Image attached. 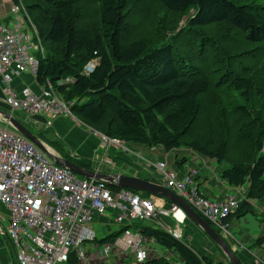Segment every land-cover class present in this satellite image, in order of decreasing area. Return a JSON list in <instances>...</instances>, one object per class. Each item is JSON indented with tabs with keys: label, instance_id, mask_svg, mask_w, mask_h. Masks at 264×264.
Segmentation results:
<instances>
[{
	"label": "trees",
	"instance_id": "trees-1",
	"mask_svg": "<svg viewBox=\"0 0 264 264\" xmlns=\"http://www.w3.org/2000/svg\"><path fill=\"white\" fill-rule=\"evenodd\" d=\"M145 1L22 0L46 51L36 83H50L100 135L166 152L184 148L221 165L228 186L248 184L224 220L229 226L264 196V7L256 0H152L161 13L148 14L140 8ZM129 229L171 254L141 264H216L149 224ZM263 243L260 236L256 244Z\"/></svg>",
	"mask_w": 264,
	"mask_h": 264
},
{
	"label": "built area",
	"instance_id": "built-area-1",
	"mask_svg": "<svg viewBox=\"0 0 264 264\" xmlns=\"http://www.w3.org/2000/svg\"><path fill=\"white\" fill-rule=\"evenodd\" d=\"M9 14L10 25L0 26L3 103L12 111L30 115L70 113L73 103L67 104L50 83L41 87L39 94L28 88L19 93L12 89L15 77L36 76L35 54L44 57V50L22 0H12ZM94 66L95 61L89 62L84 74H90ZM71 82L68 78L59 80L56 86ZM99 139L105 151L113 147L128 153L122 141L103 135ZM154 168L165 189L183 200L223 239L233 242L224 220L238 209L237 196L244 199L242 187L233 188L235 194H228L224 200L212 202L198 190L196 170L178 177L166 170L165 163ZM154 200L125 189L112 191L103 182L80 179L54 165L21 135L0 126V208L7 214V226L2 231L11 242L16 264H67L70 257L77 264H124L129 258L135 264L144 263L151 257L154 243L129 227L134 223L149 224L182 242L186 220L176 205L170 203L163 208ZM106 214H112V223L123 231L113 242L99 244L92 224L95 216ZM157 254L156 257L165 255Z\"/></svg>",
	"mask_w": 264,
	"mask_h": 264
},
{
	"label": "crops",
	"instance_id": "crops-1",
	"mask_svg": "<svg viewBox=\"0 0 264 264\" xmlns=\"http://www.w3.org/2000/svg\"><path fill=\"white\" fill-rule=\"evenodd\" d=\"M12 4V0H0V26H8L11 23V16L9 10ZM32 23V22H31ZM33 25V24H32ZM34 26V25H33ZM35 28V27H34ZM43 47V45H42ZM44 50V48H43ZM45 55V52H44ZM12 89L19 93L22 89L28 88L33 93L39 94L41 86L36 83L35 76L30 74H23L19 77H15L11 84ZM4 87L0 84V109L11 113L31 134H33L41 143H43L51 152L57 156L63 158L68 157L72 160V163H82L77 166L84 168L88 171H92L101 175H124L128 177H135L143 179L154 184H160L161 176L155 170L154 166L158 163H165L167 171L173 172L178 177L187 174L190 170H196L197 176L195 178V184L200 193L209 201L219 202L225 199L230 194V186L221 180L217 175V170L214 169V176L211 179L203 172V166L209 167V163L202 162L199 157L187 150V154L191 155V158L196 161L197 167L188 166L186 171H183L182 166H178L179 171H173L170 167V159L173 154L172 151L166 152L161 147H146L149 148L146 152L154 153L156 161H149L147 157L141 154V145L128 146V153L122 152L119 149L109 147L106 151L100 146V139L97 132L90 129L84 123H82L76 116L70 113H61L56 116H50L48 114L30 115L26 112L12 111L3 103ZM49 123V124H48ZM1 127H6L3 122L0 121ZM8 130H11L7 127ZM12 131V130H11ZM52 143H57L58 148H53ZM127 146V145H126ZM176 157V156H175ZM189 160L184 158L183 164ZM151 162V163H150ZM177 162V159H176ZM177 164V163H176ZM181 168V169H180ZM220 175L222 166L220 165ZM83 179L81 177H78ZM143 194V193H140ZM145 194V193H144ZM246 193L244 194L245 198ZM148 196L154 197V201L157 205L168 208L170 202H167L157 196L148 194ZM238 198V196H237ZM252 207V204H250ZM263 217H264V212ZM109 221L112 222V214H106ZM169 223V221H165ZM169 225V224H167ZM231 221L229 222V226ZM7 226V214L0 208V229L4 230ZM105 227L108 229L109 234L113 233L109 230V225ZM184 227V226H183ZM0 231V264H16V258L14 250L11 246V242L4 231ZM121 231V230H120ZM118 233V232H117ZM260 234V233H259ZM221 236V235H220ZM261 236L258 235L255 240ZM222 238V236H221ZM223 239V238H222ZM224 240V239H223ZM254 240V241H255ZM225 241V240H224ZM232 242V241H231ZM239 242V241H238ZM154 243V242H153ZM227 243V242H226ZM235 243V241H233ZM241 244L235 252L236 256H240L241 264H264V262H257L253 258L249 257V253L245 250ZM153 251L157 253H165L155 243L153 245ZM203 256V255H202ZM238 258V257H237ZM239 260V259H238ZM240 261V260H239ZM69 264V263H67Z\"/></svg>",
	"mask_w": 264,
	"mask_h": 264
},
{
	"label": "rangeland",
	"instance_id": "rangeland-1",
	"mask_svg": "<svg viewBox=\"0 0 264 264\" xmlns=\"http://www.w3.org/2000/svg\"><path fill=\"white\" fill-rule=\"evenodd\" d=\"M256 1L259 5L264 7V0H256ZM145 2H147V0ZM145 2L143 4H145ZM156 7H157L156 4L151 0L150 2H147L144 6H141L140 8H141V11H143L144 13L146 12L148 14H153V12L158 13V9L161 13L160 8L157 9ZM190 14H192V12H190ZM180 25L181 24H179L178 28L180 27ZM43 48H44V52L46 53L45 46H43ZM35 57L37 58V60L40 59L39 54H35ZM128 146H129L128 143L124 144V147H126L127 149H128ZM148 149L149 148L141 147L140 149L141 154L147 157V159H149V161L151 162L156 161L154 153L149 152L148 153L149 155H146V152ZM172 152L173 154L171 155L172 157L170 159V167L173 168L172 169L173 171L175 172L179 171V168L177 166L178 163H181L184 158L187 159V156H189V160L185 162V164L181 163V166H182L181 168L184 167L183 171H186L188 166L197 167L196 161L191 158V155L187 154L186 149L181 148L178 150H173ZM176 159H177V162H176ZM199 160H201L200 163L202 162V160L203 162L209 163L210 168H207V166L205 165L203 166L202 164L203 172L206 173L208 177L213 179L212 177L214 175L212 173H214L213 172L214 169L217 170L218 172L217 175H219L220 177L219 171L221 168L218 163H216L214 160L204 159L201 157H199ZM242 188L245 190V193H246L248 190V184L242 186ZM230 189L231 190L229 193L235 194V191L233 190V188L230 187ZM238 200L240 204V202L242 201L241 196H238ZM250 204H252L251 212L244 215L243 217L239 219L232 218L231 225L227 228L230 236L232 237V240L235 241V243L231 242L228 239H224V240L225 242H227V245L232 250H237L241 244L247 245V246L242 245V247H244L245 250L248 251L250 255L249 257L253 258L257 262H264V243L261 246H258L255 240L257 236L260 234L261 236H264V217L262 213L264 212V196L261 199L250 201ZM107 221H109V219L108 217H106V215L95 216V220L92 224V229L94 230L97 239H103L105 236L109 235L108 229L105 227L106 224L109 225V230L114 233H117L122 229L121 226L115 225L112 222L110 223ZM182 231H183L182 243L188 248H190L192 251H194L198 256L205 255L216 264H228L227 260L225 259L223 254L218 250V248H216L215 245L187 218L184 222V227ZM160 254L161 252L158 253L157 255H160ZM155 256H156L155 251H153L152 249V254L150 258L155 257ZM164 256H167V255L165 254ZM236 257H238L240 262L242 261L240 256H236ZM110 264H114V263L111 261ZM124 264H135V263L132 261L131 258H129L125 260Z\"/></svg>",
	"mask_w": 264,
	"mask_h": 264
},
{
	"label": "water",
	"instance_id": "water-1",
	"mask_svg": "<svg viewBox=\"0 0 264 264\" xmlns=\"http://www.w3.org/2000/svg\"><path fill=\"white\" fill-rule=\"evenodd\" d=\"M0 121L10 128L13 132L24 137L36 149L43 153L54 165L66 169L77 177L83 179L103 182L108 187L120 189L135 190L140 193H146L157 196L171 204L176 205L185 214L186 218L193 223L223 254L228 264H241L235 253L227 243L217 234L211 226L200 218L183 200L176 196L170 190L165 189L161 184L124 175H101L77 166L69 160L61 158L51 152L43 143H41L33 134H31L21 123L9 112L0 109Z\"/></svg>",
	"mask_w": 264,
	"mask_h": 264
},
{
	"label": "bare ground",
	"instance_id": "bare-ground-1",
	"mask_svg": "<svg viewBox=\"0 0 264 264\" xmlns=\"http://www.w3.org/2000/svg\"><path fill=\"white\" fill-rule=\"evenodd\" d=\"M187 56V55H186ZM86 180H88V179H86Z\"/></svg>",
	"mask_w": 264,
	"mask_h": 264
}]
</instances>
